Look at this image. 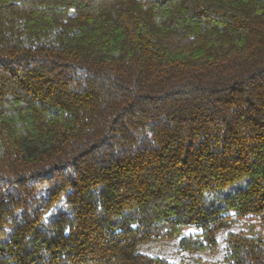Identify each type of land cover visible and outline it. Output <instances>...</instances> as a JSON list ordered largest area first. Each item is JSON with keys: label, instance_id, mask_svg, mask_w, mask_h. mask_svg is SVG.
I'll use <instances>...</instances> for the list:
<instances>
[{"label": "trees", "instance_id": "16d2710c", "mask_svg": "<svg viewBox=\"0 0 264 264\" xmlns=\"http://www.w3.org/2000/svg\"><path fill=\"white\" fill-rule=\"evenodd\" d=\"M264 264V0H0V264Z\"/></svg>", "mask_w": 264, "mask_h": 264}, {"label": "rangeland", "instance_id": "374dc122", "mask_svg": "<svg viewBox=\"0 0 264 264\" xmlns=\"http://www.w3.org/2000/svg\"><path fill=\"white\" fill-rule=\"evenodd\" d=\"M246 227L245 219L232 216L229 226L219 236V246L215 250L189 251L179 245L181 235L171 238L148 239L139 245V251L154 256L169 258L176 262L185 260L188 264H214L223 258L224 236L227 230H240Z\"/></svg>", "mask_w": 264, "mask_h": 264}]
</instances>
